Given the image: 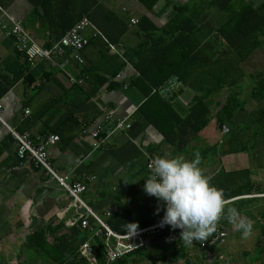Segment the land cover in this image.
I'll list each match as a JSON object with an SVG mask.
<instances>
[{
    "label": "crops",
    "instance_id": "1",
    "mask_svg": "<svg viewBox=\"0 0 264 264\" xmlns=\"http://www.w3.org/2000/svg\"><path fill=\"white\" fill-rule=\"evenodd\" d=\"M152 1L0 0V23L8 24V28L20 23L43 48L51 47L84 15L91 20V26L84 31L89 43L82 51L83 64L68 52L65 57H69V62L64 69L60 62L65 57H59L28 60L23 71L18 62L23 61L20 54L26 55L17 50L15 38L0 24V94L7 88L0 97L2 117L14 130L30 132L34 140L50 134L60 136L49 148L53 166L60 175L68 176L70 183L87 185L83 195L88 193L90 205L85 202L108 226L115 214L132 215L137 220L144 217L141 221L149 224L160 220L153 210L162 202L144 190L151 175L149 159L165 155L186 160L198 158L199 167L211 180L225 174L217 187L230 197L226 208L235 206L241 217L253 225V231L249 237H243L226 214L222 215L221 219L226 221L222 226L220 219L218 226L227 236L216 246L199 249L194 259L200 258V264H264V130L244 123V127L230 128L233 135L230 131L221 135V128L218 127L219 133L214 129L206 131L207 125L197 134L182 130V141L171 144L140 110L147 95L134 84L139 73L130 62L148 39L154 41L149 54H158L161 41H170L180 27H197L190 34L192 46L187 49H191V54H219L225 47L219 41V27L235 14L242 16L249 9H264V0H157L153 6H147ZM261 38L264 40V36ZM122 62L125 65L118 77L116 68ZM180 83L171 79L164 84L163 92L172 98L180 116L185 117L198 92L186 87L177 93ZM97 85L99 92L82 101V96L87 97ZM108 112L114 120L127 118L131 127L118 130L101 148L93 150V139L84 131L104 122ZM212 113L215 117L213 110ZM17 147L9 128L0 121V150L4 148L0 152V232H9L1 244L19 242L20 254H32L23 243L35 223L53 220L54 225L64 222L67 227H81L80 223L70 226L68 222L83 209L75 205L57 179L30 160L20 161ZM241 185L254 188L233 196ZM231 192L234 193L230 195ZM90 222L99 227L95 220ZM225 239H230L226 251ZM183 243L188 253L195 241ZM198 245L197 242L195 249ZM236 249L241 252L235 253Z\"/></svg>",
    "mask_w": 264,
    "mask_h": 264
},
{
    "label": "trees",
    "instance_id": "2",
    "mask_svg": "<svg viewBox=\"0 0 264 264\" xmlns=\"http://www.w3.org/2000/svg\"><path fill=\"white\" fill-rule=\"evenodd\" d=\"M156 2L157 0H153L147 3V6H153ZM196 29V26L194 30L180 27L178 31L174 32L176 35L170 41H161V50L155 55L149 54V49L152 48L154 41L148 39L130 59L131 64L139 73L134 80V84L139 86L147 95V99L140 110L171 144H178L182 141L183 137L180 134L182 130L190 129L197 134L210 123L213 118L209 106L210 97L223 89L227 90L226 95L223 100L219 101V108L215 112L218 127L222 128L226 121L229 122L236 116L238 109H243V101L238 96L244 89L242 82L245 72L240 65L262 45L264 9H249L243 12L242 16L235 14L229 18L227 23L220 26L217 30L220 35L219 41L225 47L222 48L219 54L214 56L191 54V49H187L192 46L190 34L193 31L195 32ZM143 53H146L147 56L144 57ZM19 58L23 60L21 63L18 62L22 64L20 66L21 71H23V69H26L24 66L28 65L29 61L22 54ZM124 65L125 62L119 63L116 72H119ZM174 78L177 82H181L177 93L186 87L198 92L193 97V104L185 117L180 116L172 103V98L166 97L163 92L164 84ZM6 90L7 88L1 91L0 97L3 96ZM99 90L100 86L97 85L92 92L87 94V97L82 96V101L97 94ZM252 90L255 97L264 98V76L258 78ZM244 123L248 127H261L264 130V107H260L255 113H252L250 119H246ZM232 130L230 134L233 135L235 132H232ZM2 150L4 148L0 152ZM252 188H254L253 185H250L249 188L241 185L234 191L235 193L231 192L229 194L234 193L233 196L242 195L243 192ZM225 197L228 199L229 196L225 195ZM141 220H144V217L137 220L132 215L115 214L111 218L109 226L115 232L128 233L126 227L128 222H138L139 228L149 224V221L143 222ZM225 221L221 219L222 226ZM181 231V229H169L157 238L152 239L154 247L170 251L169 264H174L182 259H184V264H187V262L188 264L194 263V261L185 260L188 253L180 236ZM105 232V229H103V234ZM89 239L94 244L98 264H132L133 258L147 253V249L142 248L128 256L108 263L105 243L101 237H95L92 231L82 229L79 225L67 227L64 222L54 225L53 220L35 223L33 229L27 233L23 246L26 247L29 253L54 264H89L88 260L81 255V246ZM195 241L201 242L199 240ZM161 257L166 258V255H161Z\"/></svg>",
    "mask_w": 264,
    "mask_h": 264
},
{
    "label": "built area",
    "instance_id": "3",
    "mask_svg": "<svg viewBox=\"0 0 264 264\" xmlns=\"http://www.w3.org/2000/svg\"><path fill=\"white\" fill-rule=\"evenodd\" d=\"M132 21L136 22L134 19ZM89 26H91V20L88 16L84 15L77 23L67 30L59 40L54 42L51 47L43 48L32 39L30 33L20 23H15L11 25L10 28H8V24H2V28L5 32L15 38L17 50L25 54L30 62H34L41 58L54 60L59 57H65L68 52H71L70 55L82 64L85 62L82 51L89 43L84 31ZM111 48L113 51L121 55L115 45H111ZM68 62L69 57H65L64 60L60 62V67L64 69ZM121 75L122 71L119 72L117 76L120 77ZM71 81L76 82L77 80L71 78ZM80 81L81 80H79V82ZM2 109V103L0 101V121L9 128L13 138L18 144V159L22 162L30 160L35 167L43 169L51 177L57 179L58 182L68 191L69 195L73 198L75 205L83 209V211H78V217L69 221L68 224L74 226L75 224L80 223L83 229H89L93 232L95 237H101L105 243L108 263H112L117 259L128 256L139 249L148 247V244L152 239L157 238L169 229H173L171 225L161 226L160 221L162 219H160L154 223L139 228L135 235H132L130 232L118 233L113 231L82 198L83 193L87 190V185L82 182L70 183L68 181V176L60 175L53 166L49 156V148L60 140V136L58 134H50L47 136H39L37 140H34L30 132H18L10 127L2 117ZM29 112L30 110H27L26 113L28 114ZM104 122L106 124L111 122V125L105 126ZM104 122H99L92 129L90 128L84 131L89 133L93 139V150L101 148L105 141L118 130L131 127V124L127 122V118L114 120L109 112L106 113ZM229 131L230 127L227 124H224L221 128V132L223 134H228ZM152 160L153 159H149L147 164L150 171ZM90 219L98 222L100 227H93ZM103 229L106 231L104 234ZM227 234L228 233L217 224L216 231L207 240L199 243L197 251L199 252V249H207L222 243ZM81 255L88 260L89 264H98L94 252V244L91 239L85 241L81 246Z\"/></svg>",
    "mask_w": 264,
    "mask_h": 264
},
{
    "label": "clouds",
    "instance_id": "4",
    "mask_svg": "<svg viewBox=\"0 0 264 264\" xmlns=\"http://www.w3.org/2000/svg\"><path fill=\"white\" fill-rule=\"evenodd\" d=\"M151 175L144 184L145 192L162 202L157 214L164 209L161 226L171 225L181 229L182 241L191 244L205 241L216 231L222 215L232 223L243 237L252 234L253 225L242 218L235 207H227L229 201L223 189L213 185L199 167V159L186 160L181 156H157L150 164ZM128 231L135 235L138 222H128Z\"/></svg>",
    "mask_w": 264,
    "mask_h": 264
},
{
    "label": "rangeland",
    "instance_id": "5",
    "mask_svg": "<svg viewBox=\"0 0 264 264\" xmlns=\"http://www.w3.org/2000/svg\"><path fill=\"white\" fill-rule=\"evenodd\" d=\"M240 66L241 68H243L245 72V77L242 82L244 89L239 94L238 98H240V100L243 101L244 106L243 109L237 110L236 116L231 121L229 122L226 121V123L229 124L228 126H230V128L244 127L245 120L246 119L249 120L252 113H255V111H257L260 107H264V101H262L259 97H255L252 94V87L255 85L258 78L264 76V40L262 42V46L256 49L243 63H241ZM226 92L227 90L223 89L218 93H216L215 95H213V97H211L213 99L210 98V106L213 112H216L215 109H217L219 101L223 100L224 96L226 95ZM241 121L243 122V124H241ZM210 129H214L216 132L219 133L216 117H213L210 123L208 124V126L205 128L206 131ZM220 134L222 135L223 133L220 132ZM248 152H251L250 149H248ZM224 175L225 174H220L215 179L213 180L210 179L211 183L217 187V183L226 178V176ZM87 195L88 193L82 195V198L85 201H87V203L90 205V201ZM158 207H156L153 210V213L156 216V218L162 219L165 214L166 205L164 206V209L159 212V214H157L156 212V209ZM8 233L7 232L3 233L2 231L0 232L1 235H4L0 237V264H54L53 262L44 261L36 255L28 254V252L26 251L25 252L23 251L22 254H20L21 244L19 242L10 243V241H8V244L6 246H2L1 239L3 237L7 238ZM12 234L13 232H11V235ZM229 240L225 239L226 243H224L223 246V250L225 251L228 250L229 248L230 245ZM195 244H197V241H195ZM195 244L193 243L194 246L192 247H190L189 245L190 249H188V253L192 252L191 254H189L190 258H187V260L189 259V261L190 260L194 261L195 260L194 257L195 255H197V249H195L196 248ZM238 252H241V249H236L235 253ZM161 255L170 256V251L163 248L157 249L150 242L148 244L147 253L146 254L143 253L141 255L136 256L135 258L132 259L131 262L132 264H168L169 262L167 257L162 258ZM183 262L180 261L175 264H183ZM200 263H201L200 258H197L193 264H200Z\"/></svg>",
    "mask_w": 264,
    "mask_h": 264
}]
</instances>
